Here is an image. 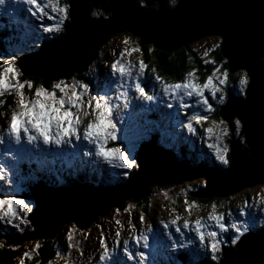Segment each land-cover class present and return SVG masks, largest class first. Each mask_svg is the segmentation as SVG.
Instances as JSON below:
<instances>
[{"label":"rangeland","instance_id":"374dc122","mask_svg":"<svg viewBox=\"0 0 264 264\" xmlns=\"http://www.w3.org/2000/svg\"><path fill=\"white\" fill-rule=\"evenodd\" d=\"M164 4L167 10L173 8L169 0H164ZM26 8L28 9V7ZM17 10L20 11L19 16L20 17L23 16L22 19L30 17V14L25 13L24 6L22 9H17ZM44 10L49 13V16L54 15L50 9L45 8ZM31 12L37 16L40 14V12L38 11L34 12L33 8ZM68 21L70 22V16L65 21L64 26ZM52 23L53 20H50L48 16H45V18L40 21H33V22L29 21L28 23H25L27 27L22 26L25 30H22L23 28H20L17 29L19 33L12 34L21 37V39L15 40L14 43L6 42L4 39L6 37L1 35V41L4 44V47H2V49L10 48L9 49L10 51L6 59H8L9 62L13 64L14 70H16L15 67L17 66L16 61L18 60V58H14L16 55L20 56L29 49L32 50L38 47L39 43L42 40H47L45 44H49V42L54 41L62 34V33L57 34L52 31H49L47 33L43 32V27ZM25 33H28V35L25 36ZM23 36L24 39H22ZM138 38L139 37L133 35L127 30L116 32L115 34L113 33L112 35L106 37L103 41H101V43H99L97 47H95V49L91 51L89 55V59L86 62V66L81 72L73 71L66 78L60 75V77H58L55 80L51 79L47 87H51L54 81L58 82L59 80H64L66 84H75L76 81L83 83V81H87V80H83V81L81 80V77L83 76L89 78L90 81H92L93 84L83 83L87 85V95L81 97L83 104L81 105V112L77 113V116L81 119V123L84 119H86V117H88V115L93 120H95L93 110L95 108L96 103L99 102V97L105 96V94L106 95L109 94L107 95V99L110 102V106H111L110 119L112 120L113 128L115 131V136H116L115 140H119V138H121L123 144L121 147L120 146L112 147L108 150H111L113 148H119L120 151H123L125 153V158L127 159L136 160V152L138 151V148L141 145V143L144 142L145 140L146 141L155 140L157 138L156 143L158 145L161 146L163 145V147H170V149L173 152L172 162L169 163L167 168H171L174 164L180 163L179 161L181 160V158H185L184 156H186V158L187 157L190 158L191 161L193 162H196L199 159H203L208 164L209 162H213V164H216L217 165L216 168H218L219 166L220 169L227 168L228 165H223L215 159L216 148L223 150L226 147L227 152L225 153V156L226 159L228 160L229 144H230L229 140H231V131L228 126V122H226L224 119L221 118V120H216L214 122L211 120L206 125L205 122L201 121V123L204 125L203 128L205 129V130H201L198 129V127L196 126V124L198 123H196V121L189 118L188 123H186V125H191L193 129L192 132L193 133L196 132V135H193V133H190L185 129H183L180 122H177V120L175 119H173L174 123L177 122L175 125H171L169 121L167 122V124H163V122H160L161 120L160 117L147 119L146 117H143L141 113L135 114V112H133L132 107L124 108L123 97L117 99V97L120 96L121 93L127 92L128 102L134 105L135 99L133 97V94H135L137 98L141 97L140 93L135 91V88L133 86L134 82H138L141 84V87L144 88L146 95H152L155 98H157V96L160 93L159 90L161 88V85L159 82H157L158 81L157 76L154 79L151 72H148V71H152L153 69L148 70L147 68L148 71L144 70L147 73H144V71L143 73H141L139 71L140 65L141 64L144 65V62L139 58V54L142 48L138 42ZM220 40L221 39L219 36H215V35L206 36L198 40H195L194 42L191 43V46L199 54L205 56L207 55V52L210 50V48L214 47ZM7 45L10 47H8ZM95 50H97L96 51L97 54L92 56V53ZM114 61H116V63H114ZM262 61L264 63V58H262ZM110 63L117 64L118 66L120 64L124 65L125 67L130 69V75L122 76L121 73L119 72L120 77L118 79L115 78L113 79L115 81H112L111 74L106 73V70H104L109 66ZM20 71L21 70L19 69V72ZM226 73L228 72L219 70V71H214L215 74L214 77L211 76V83L217 89L215 94L209 92L207 89L204 90V92H206L209 95V97L205 96V99L209 100V102L213 106L218 104L222 105L225 102L226 99L225 97L227 96L226 82L228 79ZM143 75H145L143 78L148 79V81L150 82L151 88H153L152 90L154 92H152L151 90L149 91L146 90L147 88L146 84L148 81H144V80L143 82L141 81ZM232 75H234L235 77V79H233L234 83H232V87L236 88L235 92L233 93L237 96L244 95V89L248 81L245 70L238 69L234 71ZM241 77H244L246 79V83L244 85H241L239 82ZM164 78L165 77H161L160 80L174 81ZM185 79H186L185 76H183L181 80L184 81ZM192 79L193 78L191 77V80ZM45 80L47 81V79ZM222 80L224 81L223 83H221ZM104 81L105 82L107 81L109 89H105V85L101 86L104 83ZM17 82L18 80L16 79L12 81V84H16ZM155 86H159V87H155ZM119 87L121 89H119ZM113 88H117V91L110 90ZM34 89L35 87H32L31 89L26 91H34ZM11 90L13 91L12 88ZM80 91L81 89L77 86V92L79 93ZM117 93L120 94L118 96L113 95ZM221 95L224 96V99L222 101L219 99ZM92 97H95V99H92ZM216 100H218L219 103H216ZM195 101L197 100H194V102ZM182 103H183V107L184 106L186 107L188 104V102L186 101H183ZM182 103L179 102V106ZM11 106L12 105L6 107L7 109L3 110L4 117L5 114L10 115V111L14 109ZM143 109L138 108L140 112H143L142 111ZM84 110L87 112V115H83V112H85ZM116 110L122 111V113L117 114ZM3 116H1V118ZM237 121L238 119L234 118L233 120L234 128L232 130V134L234 135L235 138L238 137L240 139V142L243 147V145H245L243 142V134L241 133L239 134L240 123L238 129L236 127ZM0 122L3 123L4 122L3 119H1ZM81 123L80 125H78L77 129L82 130ZM155 123L158 124V127L160 126L163 127H161L160 130L157 131V127L153 126V124ZM136 129L138 130V132L136 131ZM180 144L185 145V148L189 151H192L193 155L190 156L182 153L181 150L179 149ZM197 145H200V147H198L199 153L196 152L195 147H197ZM209 145H214L215 147H209ZM4 146L0 147V153L3 152ZM39 155L42 154L38 153V156ZM43 157H47V156H41L40 159L42 160ZM34 158H35L34 151L31 150L23 159L16 162V167L14 171L10 170V167H8L5 168L3 174L0 175V185H1L0 199L7 198L13 200H22L26 202V207L23 209L21 208L20 205H15L16 215L14 217L12 216L13 222H16L15 224H20V223L22 224L23 219L26 220L25 222L26 224L28 223L30 224L29 218L25 219L24 214L25 216L26 215H28V217L30 216V211H32L33 208L35 207V201L33 197L32 198H26V197L31 194L29 187L32 186V184L35 181H37L36 178H38L39 173L40 176L42 177L43 176L48 177V180L46 181L47 184L49 185L53 184L58 187H68L67 185H62L66 177L78 176L84 179L86 181L85 183L90 182V184L93 185L92 187L99 189L103 187H107V188L112 187L117 184L125 185V183L126 184L129 183L131 177L127 180L128 173L131 171L132 167H135V170L137 169V162L130 167L124 168V167L116 166L118 161H112L111 163L108 164L113 167L111 173L105 172V170H103L102 168H99L101 170L96 169L92 173H89V172H85V170L89 171L88 167H90V165H86V167H82L83 169L81 168L80 164L79 167L76 165L79 162L78 158L74 159V157H71L64 161L60 160L61 164H58L54 160V155H52L47 164L48 165L47 172L44 171L40 172L39 169L35 168L36 165H28V163ZM0 162L7 163V161L4 160L3 155H0ZM66 170L69 171V174L66 173ZM53 174L55 176H53ZM203 180L204 179L202 177H197L190 181H183V183L181 184L168 183L164 186L155 185V188H152L149 191L150 200H151L150 203L151 205L154 204V209H152L148 214L147 213L144 214V212L137 211L134 220L131 219V214L135 209L132 206V204H134L135 202H133L132 199H129V200H124L121 207H115V206L109 207L105 211L102 221H100V219L99 222L97 221L99 225L95 224L94 221L93 223H90V226H87L83 229H78V228L75 229L73 228L74 227L73 224H70L69 226H67L68 230L66 229L64 230L62 225L65 223H63L62 225L59 226L58 230L55 232L56 241L54 243L58 249V252L55 256V259L52 260L51 264L99 263L98 259H100L101 254L106 250V248L113 247L112 243L111 245L110 243L108 244L110 238L116 240L118 238L116 234L117 233L120 234L121 231L122 232L127 231L130 235L137 233V231H139L140 234L142 235L144 232V236L147 237L148 245H149L148 247H144V243L142 241L143 244L142 251L146 254L147 264H199V263H206L207 260H209L210 264H217L218 261L217 260L214 261V259H212L213 250L209 248V239L207 234L204 235L203 244H201L198 238L196 239L195 237H193L192 239L194 240V244L189 246L187 239L189 237L187 236V233H185V236L184 237L182 236L180 240L176 242L177 248L175 250L171 248L169 246V243L170 245H173L174 243L171 241L168 242L164 237L166 232H168L165 229L167 227L166 220L168 219L170 221H173L176 220L177 217H179V219L176 220L177 223L178 222L184 223L183 220L185 221L194 220L193 223H195L199 219V216L205 215V219L203 223L206 225L207 230L210 232H215L217 234L216 235L217 240H219L221 236L224 239V243H221L220 245V252L216 253V256L220 259L222 258L221 246L223 245L227 247L234 246L233 244H231V239L232 237L238 234L237 229L241 233H245L247 231L264 232L263 229L264 228V183L256 184L251 187L242 188L240 191L231 194L226 198H223L221 201L216 202L213 200L206 206L199 207V205L197 206L196 201L189 199V197L186 198V194L194 190L197 191L199 189L204 188L205 184L204 183L202 184ZM151 186L152 185H150L149 187ZM174 203L177 204V209H175L174 206L172 205ZM210 214L217 215L220 217V222L224 224L223 231H221V229L216 226L215 220L208 219ZM153 215H156L157 218L154 221L155 224H158V222L161 220L163 223V227L159 229L158 233L160 234V236L164 237L160 240L162 241L163 244L166 245V247L159 250L156 248V243H155L158 238L156 237L153 238L151 233H147V229H149L148 225L152 224L153 222L152 220L151 222L148 221L149 219H152V217L153 219L155 218V216ZM188 215L193 217H188ZM5 217L8 216L0 217V221H2L1 222L2 226H4V224L8 225ZM69 222H73V221H69ZM188 223L190 224L191 222ZM193 223L191 224V226L189 225L187 231L190 229L193 230L194 228ZM129 225H131V227H129ZM233 225H235L236 227H233ZM181 227H184V225H181ZM245 229L247 230L245 231ZM31 231H34V228ZM91 235L92 237H90ZM53 237L54 235L49 238H53ZM40 238L27 240L23 243V247L29 246L28 248H26L27 254H29L28 251H31L29 250V248L31 247L36 248L37 240ZM101 239L105 241V248H101L100 246ZM69 245H71V247H69ZM115 246L118 245L115 244ZM196 250L198 251L196 252ZM24 251L25 250L22 249V252ZM182 255H184L186 259L181 260L180 258ZM15 263L22 264L21 261L13 262L12 264ZM131 264H139V257H136L133 262L131 261Z\"/></svg>","mask_w":264,"mask_h":264},{"label":"water","instance_id":"95a60500","mask_svg":"<svg viewBox=\"0 0 264 264\" xmlns=\"http://www.w3.org/2000/svg\"><path fill=\"white\" fill-rule=\"evenodd\" d=\"M70 3V22L65 24V31L41 49L19 58L17 66L23 74L55 80L60 75L66 78L73 71L81 72L101 41L124 30L138 36L142 44L151 43L167 51L206 36H219L220 52L229 72L243 69L248 79L244 95L230 93L219 109L231 131L230 162L224 169H204L190 168L186 160H181L167 168L173 153L154 140L144 141L136 152L137 169L125 185L81 189L35 184L31 189L35 207L29 216L34 231L9 238V243L51 237L69 221L85 228L109 207H121L124 200L138 201L153 184H181L202 177L205 187L192 195L227 197L264 183V0H179L170 10L164 0ZM93 11L96 16H109L102 17L105 20L90 19ZM234 118L240 123L245 147L232 134ZM221 254L217 264H264V232L243 233L234 246H221Z\"/></svg>","mask_w":264,"mask_h":264},{"label":"trees","instance_id":"16d2710c","mask_svg":"<svg viewBox=\"0 0 264 264\" xmlns=\"http://www.w3.org/2000/svg\"><path fill=\"white\" fill-rule=\"evenodd\" d=\"M149 10H151V9H149ZM97 15L98 16H95V18L90 17V19H103V20H105V18H102V17H106V15L109 16V13L106 15H101V14L97 13ZM14 19H17V18L14 16L9 17V18H5V20H9V21H13ZM17 20H19V23H21L20 17ZM22 20H25V18H23ZM6 27H7V29H5ZM20 28L21 27H17V29H20ZM3 29H5V33H7V34L9 33V36H6L7 38H4L6 42L14 43L15 40L20 39V36L12 35L14 32L18 31L15 28L13 29L12 26L10 27V26L6 25V26H2L0 28V58L6 59V57L8 56V53L10 51L9 50L10 48L9 49H6V48L2 49V47H4V44L1 41V35H3V33H2ZM64 31H65V26H64ZM5 41H4V43H5ZM46 42H47V40H42L39 43L38 47H36L32 50H29V52H32V51L35 52V51L41 49L45 45ZM138 42L142 48V50L140 51V54H139V58L144 62L146 69L147 68H148V70L153 69L152 71L157 72L159 75L165 77L166 79L177 81V83L183 82V80H181L183 78V76L186 77L188 75V73L191 72L192 77H193L192 81L194 80V83L199 84V85H203L209 77H211V76L214 77V75H215L214 71H219V70L224 71V72L227 71L228 73H226V75H227L228 79L226 82V89H227L226 94L228 96L230 93L235 92L236 88L232 87V83H234L233 79H235V77H234V75H232V73L229 72L228 67H227V60L223 57V55L220 52V48H219L220 41L214 47L210 48V50L207 52V55H205V56H202L201 54H199L191 46V43L186 45V46H183V47L171 50V51H167V50H163V49H157L151 43H148L146 45L142 44V42L139 38H138ZM8 47H10V46H8ZM96 51L97 50L93 51L92 56L97 54ZM94 57H97V56H94ZM14 58H16V56ZM15 67H16V71H17L16 79L18 80V83H21L24 85V89H23L24 91L29 90V87H28L29 83L32 84V87H36L37 85L47 87V85H49V83H50V79H47V81H46L44 77H39L36 75H25L21 71H20L21 73L19 72L18 66H15ZM81 80L82 81L87 80V81H83V83L93 84L92 81H90V79L85 77V76L81 77ZM224 87H225V85H224ZM27 92H30V91H26V93ZM11 93H12V90L10 88L8 92H6L3 96H0V100L4 101V103L2 105H0V111L3 112V110L7 109L6 107H9L10 105L13 106L14 98H13V95ZM203 95H204V99H205V96L209 97V95L207 93H205ZM227 96L225 98H227ZM194 99L197 100L196 97ZM205 101H207V105H203V104L197 105L196 101L191 102L192 104L191 103L187 104L186 110H185V111H187V114L180 117L181 120H184L183 128L188 130V127H187L188 125H186V123H188L189 118L196 121V123H198L200 125L199 126L198 124H196V126L198 127V129H201V130H205L203 128L204 125L201 123V121L205 122V125H206L211 120L213 122L216 120H221V116L219 115V109H220L221 105L218 104V105L213 106L209 102V100L205 99ZM216 103H219V101L216 100ZM178 114H179V112L174 111L172 117L175 120H179ZM201 114H203L204 118L200 119L199 121L193 119L194 116L201 115ZM0 118H1V116H0ZM186 120H187V122H186ZM0 121H1V119H0ZM161 127H163V126L158 127L157 131L160 130ZM193 135H196V132H194ZM229 142H230V140H229ZM122 144H123V141L113 139V140L108 141L107 146H108V148L117 147V146L121 147ZM183 147H185V146L182 145L179 147L181 152L186 154V155L192 156L193 153L190 151L186 152V150L183 149ZM243 147H245V146L243 145ZM196 150H198V152H199L198 147L196 148ZM184 157L185 158H181V159H188L189 165L192 168L202 167L204 169H220L219 168L220 166L218 168H216L217 165L213 164V162H209V164H208L203 159H199L197 162H193V161H191L190 158H188V157L186 158V156H184ZM35 159H36L35 162L40 161L37 158H35ZM228 161L230 162V156L229 155H228ZM43 169H44L43 171L46 172V169L45 168H43ZM134 170H135V167H132L131 171L128 173L127 180L132 176ZM66 173L69 174V171L66 170ZM40 178L42 179V182H43V179H45L44 176L43 177L39 176L37 178V181H39ZM47 180H48V177H47ZM85 182L86 181L84 179H82L78 176H76V177L69 176V177H66V179H65L64 183H62V185H67L68 187H75V188H81V189L92 188L93 185L90 184V182L89 183H85ZM203 183H204V180L202 181V184ZM47 186L53 187L55 185L47 184ZM31 187L32 186L29 187L30 192H31ZM152 188H155L154 184L151 187H148L146 189L144 196L142 198H140L134 204L131 203L132 206L135 208L131 214L132 220H134V217H135V214L137 211H141V212H144V214H146V213L148 214L152 209H154V204L151 205V203H150L151 200H150V192L149 191ZM195 191L196 190L186 194V198L189 197V199L196 201L197 206L199 205V207H202V206L204 207L207 204H209L210 202H212L213 200L218 202V201H221L223 198H226V197H217V196H211V197L194 196V195H192V193ZM26 198H32V195L30 194ZM172 205L174 206L175 209H177V204L174 203ZM118 210H121V209H118ZM153 216L156 217V215H153ZM13 217L12 216L11 217H9V216L5 217L8 225L4 224V226H2V224H1L2 221H0V264H12L13 262H17V261H19V262L21 261L22 264H51L52 260L55 259V256L58 252V249L54 243L56 241V239H55L56 233L54 234L53 238L42 236L40 239L37 240L36 248H33V247L29 248V250H31V251H28L29 254H27L26 248H28L29 246L23 247V243L27 240H23L22 242H20L18 244H11L8 241H9L10 237H13L15 235H18L19 237H23V236L31 233L33 226L31 225L30 218L28 217V215L25 216V214H24L25 219L29 218L30 224L29 223L26 224L25 223L26 220H24V219H23L22 224L21 223L15 224L16 222H13ZM103 217H104V215L96 216V219L94 220L95 224H98L99 219H100V221H102ZM151 220L152 221L154 220L153 217H152V219H149L148 222H151ZM94 221H92L90 223H93ZM90 223L87 226H90ZM11 224H13V225H11ZM70 224H73L74 227L73 226L72 227L75 229H77V228L83 229V228L79 227L78 225H76L74 222H68V223L63 224L62 225L63 229L68 230L67 226H69ZM18 232H20V233H18ZM90 237H92V235ZM131 237H132V235H130L127 231H125V232L121 231L116 240H113L112 238H110L108 244L110 243V245H111V243H112L114 246H115V244L118 245V246H116L117 248L114 251H110V253L115 254V255H119L122 257L123 252H122V249L119 248V246H121V244H122L121 240L128 239ZM28 240H31V239H28ZM22 249L25 251L22 252ZM116 250H118V251H116ZM181 259H186V258L182 255ZM214 261H213V263H214ZM104 263H108L107 257L104 261H102L100 259L99 263H96V264H104ZM15 264H17V263H15ZM109 264H111V261H109ZM205 264H210L209 260H207Z\"/></svg>","mask_w":264,"mask_h":264},{"label":"clouds","instance_id":"9594fccd","mask_svg":"<svg viewBox=\"0 0 264 264\" xmlns=\"http://www.w3.org/2000/svg\"><path fill=\"white\" fill-rule=\"evenodd\" d=\"M10 2L12 10L15 11L22 9L25 4L30 5L32 0H28L27 3H19L18 0H10ZM169 2L174 7L179 3V0H169ZM42 3L45 8L50 9L54 14L49 16L47 11L43 13V16H48L50 20H53V23L47 26L48 29L57 34L62 33L64 31V23L69 18L70 0H42ZM7 4L8 2H5V0H0V8L6 7ZM28 11L30 12L31 8H28ZM90 15L95 17L96 12L93 11ZM112 67L117 70L115 66ZM119 70L123 71V66ZM16 76L17 71L14 70L13 64L8 59L0 58V96H3L12 88L11 94L14 98V109L10 111L7 127L0 130V133L4 136L5 144L12 143L15 145L18 142L16 139L17 133L20 132L31 143L33 149H39L41 143L44 146L52 144L57 147L62 143H71L67 138L76 137L77 127L81 123L77 113L81 112V105L83 104L81 97L87 95V85L79 81H76L75 84H66L64 80H59L58 82L54 81L51 87L37 85L34 91L26 93L23 91V84L18 82L14 85L12 84V81L16 80ZM77 86L81 89L79 93L77 92ZM28 87L31 89L32 84L29 83ZM198 87V84L188 80L181 87V90L190 89L196 91ZM203 87L211 89L214 86L210 80H206ZM185 94L189 93L186 92ZM92 99H95V97H92ZM3 103L4 101L0 100V105ZM93 114L95 116L94 122L89 121L82 130L83 140L87 141L89 145H95V155L108 156L111 162L118 161L116 166L121 167L126 163V160L121 156L119 148H113L111 152L106 149V144L108 141L113 140V135L115 134L107 106L97 103ZM3 115L4 113L0 111V116ZM83 115H87V112H83ZM83 154L85 156L89 155L87 151ZM3 158L5 161L14 159L10 153H4ZM14 206L15 203L13 201L0 199V217H11ZM208 219L219 222L217 215L210 214ZM196 222L199 224V220ZM200 226L203 227L204 225L201 224ZM237 232L238 234L231 239V244L233 245L239 241L240 235L243 234L238 229ZM205 234L208 236L209 245H215L212 259L218 261L219 258L216 253L220 252V245L224 243V239L221 236L217 240V234H213L207 228H205Z\"/></svg>","mask_w":264,"mask_h":264},{"label":"snow or ice","instance_id":"6c2138e0","mask_svg":"<svg viewBox=\"0 0 264 264\" xmlns=\"http://www.w3.org/2000/svg\"><path fill=\"white\" fill-rule=\"evenodd\" d=\"M5 2H8V0H5ZM18 2L19 3H27L28 0H18ZM30 6H34L35 11L40 12L41 16L43 17V13L45 12V10H44L45 7H44V5L42 3V0H32V3L30 4ZM31 11H32V8H31ZM47 26L48 25L43 27V32H45V33L50 31ZM27 35H28V33H25V36H27ZM22 39H24V37H22ZM112 66H115L117 71H119L122 76L130 75V69H128L124 65L120 64L118 66L117 64H113ZM121 66H123V68H124L123 71L119 70L121 68ZM143 70H144V65L141 64L139 71L141 73H143ZM188 75L192 76V73L189 72ZM157 80L161 83V87H162V90H163V93H164L165 96H168L169 94H171L172 97H174V98L179 97L181 103L183 102V97H193V96H195L197 98V101H196L197 105H201V104L207 105V101H205L204 95H203L204 90L207 89L209 92H211L213 94H215V92L217 91V89L215 87H213L211 89H209L208 87H203L204 84L203 85H199L198 84L199 87H198V89L196 91H192L190 89L181 90V87L183 85H185V83L188 81V79H185L182 83H172V84L164 83L163 81L160 80L159 77H157ZM207 80L211 81V77H209ZM191 82L194 83L192 80H191ZM223 82L224 81L222 80L221 83H223ZM239 82H240L241 85H244L246 83V79L244 77H241ZM194 84H196V83H194ZM133 86L135 88V91L140 93L141 98L144 101L151 102V101H153L155 99L154 96L145 94V90H144V88L141 87L140 83L134 82ZM105 89H107V85H105ZM186 92H188L189 94L186 95L185 94ZM120 97L124 98L123 107L124 108L132 107L133 112H136L138 108H142L143 107V105H140V104H136V105L130 104L128 102V99H127V97H128V93L127 92L121 93L120 96L117 97V99H120ZM101 98H103V99H101ZM219 99L222 101L224 99V96L221 95L219 97ZM97 103H102V104L106 105L107 108H108L109 113L111 112L110 102L108 101L106 94H105V96L99 97V102H97ZM172 106H173L172 104L168 105L169 108H171ZM182 106H183V103H182ZM160 111H162V110H160ZM164 115L167 116L168 114H164ZM202 118H204L203 114L196 115V116L193 117V119H195L197 121H199ZM111 125L113 127L112 120H111ZM238 126H239V121L236 122V127L238 128ZM187 127H188V131L191 133L193 131L191 125H188ZM76 136H77V134H76ZM16 139H17L18 142L15 145L12 144V143H7V147L4 148L2 153H0V155H4V153H10L12 155V157L14 158L12 160H8L7 163L0 162V175H2L3 172H4V169L6 167H9V166H11L10 170L14 171L15 167H16V162L21 160V159H23L32 150L31 143H29L24 138L22 132L17 133ZM113 139H116L115 134L113 135ZM4 144H5L4 136H3L2 133H0V147H3ZM209 147H215V146L214 145H209ZM108 151L111 152L112 149L108 150ZM226 152H227V148L226 147L223 150H220L219 148H216V151H215V159L218 162H220L221 164H223V165H228V163H229V161L226 159V156H225ZM120 153H121V156L124 158V160H126V163L124 165H122L121 167L127 168V167H130V166H132V165H134L136 163L135 159H127V158H125V153L123 151H120ZM96 156L97 157H103L105 161H108L109 163H111L110 157H108V156H103V155H96ZM5 199L13 201L15 203V205H20L22 209L26 207V202L25 201L13 200V199H7V198H5ZM125 211H127V210H125ZM15 215H16V209H15V206H14L13 213H12L11 216H15ZM178 219H179V217L176 218V220H178ZM176 220H173L172 223L175 224ZM218 221H219L218 223L216 222V226L218 228H220L221 230H224V224L220 222V217L219 216H218ZM201 224H203L204 226L201 227L200 226ZM184 225H185L184 226L185 229L189 228V223H188L187 220L184 222ZM129 227H131V225H129ZM233 227H236V226L233 225ZM205 228H206V225L201 220H199V224L197 222H195V224H194V229L193 230L195 232V236L200 240L201 244L204 243ZM177 231H180V229L177 228ZM213 234H216V233L213 232ZM116 235L119 236V233H117ZM135 239L136 240H142L143 243H144V247H148L149 246L148 245V239H147L146 236L141 235L139 237H135ZM155 243H156V248L158 250L159 249H163V248L166 247V245L163 244L162 241L159 238L157 239V241ZM188 243L189 244L192 243V240L190 238H188ZM123 244H124L123 257H121L119 255H115V254L109 253L107 250H105V252H103L101 254L100 259L102 261H104L105 258L107 257L108 258V264H109V261H111V264H128V262L132 261L134 258L139 257V264H147V257H146V254L143 251H137L135 253L131 252L129 247H128V245H129V241L128 240H124ZM100 246H101V248H105V241L103 239L100 240ZM69 247H71V245H69ZM172 247L175 250L177 248V245L173 244ZM209 248L214 251L215 245H209Z\"/></svg>","mask_w":264,"mask_h":264},{"label":"bare ground","instance_id":"6f19581e","mask_svg":"<svg viewBox=\"0 0 264 264\" xmlns=\"http://www.w3.org/2000/svg\"><path fill=\"white\" fill-rule=\"evenodd\" d=\"M83 111V110H82ZM85 111V110H84ZM187 111H183V115H186ZM112 117V116H111ZM189 164V163H188ZM108 233V232H107ZM84 240V239H83ZM80 241V240H79ZM172 244V243H171ZM200 264H204V263H200Z\"/></svg>","mask_w":264,"mask_h":264}]
</instances>
